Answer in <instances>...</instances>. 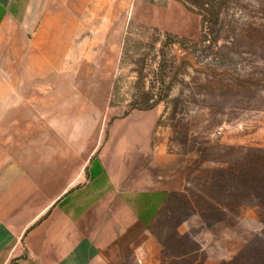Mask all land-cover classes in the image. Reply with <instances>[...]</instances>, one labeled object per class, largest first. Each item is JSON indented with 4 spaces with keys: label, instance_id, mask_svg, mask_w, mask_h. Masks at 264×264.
Listing matches in <instances>:
<instances>
[{
    "label": "rangeland",
    "instance_id": "obj_1",
    "mask_svg": "<svg viewBox=\"0 0 264 264\" xmlns=\"http://www.w3.org/2000/svg\"><path fill=\"white\" fill-rule=\"evenodd\" d=\"M49 1L0 35V133L26 154L101 135L118 161L150 135L183 187L153 222L156 264H264V0ZM49 12L70 20L32 46Z\"/></svg>",
    "mask_w": 264,
    "mask_h": 264
},
{
    "label": "crops",
    "instance_id": "obj_2",
    "mask_svg": "<svg viewBox=\"0 0 264 264\" xmlns=\"http://www.w3.org/2000/svg\"><path fill=\"white\" fill-rule=\"evenodd\" d=\"M48 4L52 8L53 0ZM34 5L0 0V35L29 25ZM50 14L32 46L43 43L51 18L56 25L70 20L63 12ZM77 136L82 148L75 149L74 135L66 133L60 148L55 137L47 148L35 145L26 154L0 133V264H156L153 222L171 193L183 189L154 163L168 156L153 150L149 162L145 133L132 135L147 138L145 147L133 148L134 161L116 160L111 149L101 148V135L93 150L88 135Z\"/></svg>",
    "mask_w": 264,
    "mask_h": 264
},
{
    "label": "trees",
    "instance_id": "obj_3",
    "mask_svg": "<svg viewBox=\"0 0 264 264\" xmlns=\"http://www.w3.org/2000/svg\"><path fill=\"white\" fill-rule=\"evenodd\" d=\"M260 152H261V151H260ZM261 181H262V184H263V183H264V176H262V180H261ZM255 182H256V181H255V177H254V176H249V177H248V180H247V182H246V184H247L248 186L245 185V188L248 189L247 191H249L250 193H252L254 187L259 185V188H258V191H257V192H259L260 195H261V197L264 198V185H260L261 183L257 185V183H255ZM174 194H175V192H172V193H171L169 199L167 200V203H168V201H169L171 198H173ZM167 203H166V204H167ZM261 211H262V213H263V217H264V205H261ZM226 264H229V263H226Z\"/></svg>",
    "mask_w": 264,
    "mask_h": 264
}]
</instances>
